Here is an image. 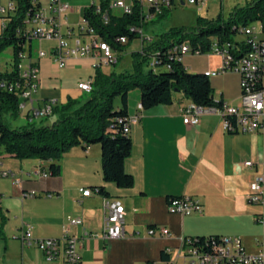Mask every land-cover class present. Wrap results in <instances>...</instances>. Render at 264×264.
<instances>
[{"label": "crops", "instance_id": "obj_1", "mask_svg": "<svg viewBox=\"0 0 264 264\" xmlns=\"http://www.w3.org/2000/svg\"><path fill=\"white\" fill-rule=\"evenodd\" d=\"M37 1L41 8H47V0ZM63 1L69 10L58 20L61 34L75 32L84 8L99 2L82 6L77 0ZM6 4L7 0H0L1 6ZM146 45L141 41L140 50ZM54 46L55 42L43 51L47 55L37 60L38 87L33 95L37 109L49 101L57 106L68 98L82 97L84 93L77 85L92 79L96 71L89 58H70L59 69L48 54ZM32 51L31 60H35L42 50L35 56ZM182 65L188 73L204 74L220 69L221 59L211 54L186 55ZM114 66L99 69L109 74L113 71L108 69ZM210 79L214 101L233 106L239 103L236 74ZM189 104L182 94L174 93L171 105L141 111L140 93L129 92L128 116L139 114V120L130 125L132 151L124 163L125 171L134 179L131 189L103 182L99 145L72 148L58 163L60 175L45 179L35 172L38 167L47 170L49 162L0 157V171L13 175L0 179V213L5 218L0 264H63L59 259L47 262L36 247L23 246L15 238L26 226L36 239H58L65 233L76 238L81 264H186L181 254L182 239L192 237H239L247 253L256 254L262 234L256 217L262 208L249 204L247 196L251 183L263 171L264 134H228L215 114L202 115L198 125L191 127L183 123L181 114ZM54 120L49 117L43 124ZM39 122L42 124V119ZM26 162L36 164L23 165ZM246 162L252 167H245ZM15 179L21 181L23 191H36L37 197L21 198ZM95 187H103L105 194L96 193ZM85 189L91 191L90 196L82 197ZM47 194L52 197L45 198ZM169 197L193 198L202 212L188 217L170 214ZM105 198L119 200L124 207L122 239L93 237L102 231ZM72 219L81 224L69 225ZM149 228H165L169 235L149 237Z\"/></svg>", "mask_w": 264, "mask_h": 264}, {"label": "trees", "instance_id": "obj_2", "mask_svg": "<svg viewBox=\"0 0 264 264\" xmlns=\"http://www.w3.org/2000/svg\"><path fill=\"white\" fill-rule=\"evenodd\" d=\"M9 1L15 6V15L8 17L9 22L0 37V54L11 47L13 64L10 72L0 73V82L5 84V89H0V155L5 154L19 161L49 162V176L58 177V163L64 154L74 147L86 149L99 145L102 180L114 184L118 189H131L134 186L133 177L124 169V163L132 151L131 139L123 133L129 118V92L139 91L141 111L171 105L174 93L182 94L192 104L202 108H221L222 102L213 99L210 80L203 73H188L182 62L175 60L169 51L175 46L183 48L185 43L192 54H208L212 39L222 45L232 44L240 27L264 20V0H252L242 7H234L226 19L221 15L211 20L198 18V26L193 29H170L150 45L132 52L129 70L106 74L97 69L91 92L85 98H68L65 103L55 106L50 116L55 120L50 125L36 127L29 123L12 129L8 119L18 118L19 99L6 87L19 80L18 55L26 51V47L30 52L32 45V40L26 39L22 33L18 35L17 29L25 30L28 18L39 10L40 4L37 0ZM99 5L100 14L95 12L96 6L92 4L84 8L82 18L103 41L121 53L128 43L138 37L136 30L144 27L141 8L134 2L130 14L108 12L107 21L104 22L102 13L108 9V0H100ZM120 37L127 38L126 45L118 44ZM152 58L156 62L155 69L144 71V66ZM116 99H119V107L114 106ZM94 190L105 194L103 187H95ZM0 217L1 236L5 218L1 213ZM203 238L198 237L200 242Z\"/></svg>", "mask_w": 264, "mask_h": 264}, {"label": "built area", "instance_id": "obj_3", "mask_svg": "<svg viewBox=\"0 0 264 264\" xmlns=\"http://www.w3.org/2000/svg\"><path fill=\"white\" fill-rule=\"evenodd\" d=\"M137 2L141 8L142 24H148L163 12L175 6L176 0H108V9L102 13V19L107 21L108 12L111 14H130L132 5ZM217 0H177L181 6H193L201 8L205 3H213ZM47 8L39 10L26 22V28L22 32L17 29V34H23L26 39L36 41H53L55 46L50 49L49 57L59 69L65 67L70 58H89L94 69L101 66H114L118 62V52L103 41L93 28L82 18L76 31L67 30L61 34L58 20L68 10V4L63 0H47ZM100 2L95 5V12L101 13ZM15 15V6L7 0L5 6L0 5V37L9 22L8 17ZM143 26L136 30L142 43L150 45L153 40L144 37ZM118 44H127V38L120 37ZM32 49V45L30 47ZM175 53H182V60L186 55L199 56L191 53L188 45L184 48H171L169 54L175 58ZM208 54L215 55L221 59V68L216 71H207L211 77H217L225 73H233L238 77L239 103L236 106L223 104L221 108H202L189 104L181 109L183 123L191 127L197 126L199 118L204 114H215L220 118L223 130L228 134H251L260 132L264 134V20L255 21L240 27L234 43L222 45L219 41L212 39ZM47 54L38 51L35 60H31V50L21 52L18 55L19 80H15L6 87L19 99V114L28 122L35 119L50 117L55 107V102L49 101L42 108H34L33 95L38 87L39 68L37 60L44 58ZM26 60L25 69L20 63ZM179 60V62H182ZM149 67L155 69L156 62L152 58ZM23 69V71H22ZM93 78L77 85L81 93L88 94L92 90ZM0 89H5V84L0 82ZM141 110V109H138ZM139 120V114L128 118L123 127V133L130 134V125ZM87 149V148H86ZM245 167L251 168L252 163H244ZM35 174L40 179L49 177L48 169L38 167ZM13 177L10 172L0 171V179ZM14 185L21 189V181L14 180ZM99 193L97 190H94ZM36 191H23L21 198H35ZM91 195L89 189L82 190V197ZM47 194L45 198H51ZM2 198L0 191V200ZM247 201L252 205H259L262 211L256 217V223L262 230L258 241L256 254H249L245 250L239 237H204L200 242L198 237L182 239L181 254L186 264H264V164L262 174L254 179L249 188ZM200 203L190 197H172L167 201V211L170 214L188 217L202 212ZM104 222L102 231L93 235L94 238L103 240H118L125 237L124 216L125 211L122 203L116 199L105 198L103 200ZM81 221L72 219L69 225H80ZM158 233L161 237L169 235L165 228H149L147 234L154 237ZM23 246H34L44 256L47 262L61 260L63 264H81L78 254V240L65 233L58 239H36L32 230L26 226L15 237ZM225 244H232L233 257H226Z\"/></svg>", "mask_w": 264, "mask_h": 264}, {"label": "rangeland", "instance_id": "obj_4", "mask_svg": "<svg viewBox=\"0 0 264 264\" xmlns=\"http://www.w3.org/2000/svg\"><path fill=\"white\" fill-rule=\"evenodd\" d=\"M250 1L252 0H217V2L205 3L201 8H197L199 9L197 10L198 11L197 12L196 7L181 6L177 4V0H176L175 6L167 10L166 12H163L165 14L162 13L163 14L162 16L157 15L152 20V22L145 24L142 29V34L145 38L150 37L153 41H155L159 36H161L163 33L167 32L170 29H173V28L193 29L197 27L198 18H204L207 20H211V19H215L218 15H221V17L226 19L234 7H242ZM91 2L97 3L98 0H77V4L82 5V6L89 5ZM74 19H75L74 17L71 18V20H74ZM139 37L140 36H138L136 39L132 40L130 43H128L125 46V50L121 52L118 57L119 59H118L117 65L108 70H111L114 72H120L123 70H129L131 68V61H130L131 53L135 51L137 52L140 50L141 41ZM52 44L53 42H49V41H41L40 43L39 41H36V40L32 41L33 56H35L36 52L39 49L42 51H47V48L51 46ZM188 57L190 56H187L186 58ZM12 58L13 56H12L11 47L6 48L0 54V73L11 71L12 64H13ZM20 65H22L23 69H25L26 60L22 61ZM148 69H150L149 62L147 65L144 66V71H147ZM210 81H212V79H210ZM133 91L139 93L138 90H133ZM83 97L85 98L86 94H84ZM119 104H120L119 99H116L114 101V106L119 107ZM22 116L23 115L19 114L16 120L8 119L10 128L14 129V128L22 127V126L29 124ZM48 118L49 117L43 118L42 124L39 122V119H35L30 124H33L34 126L39 127V126L44 125L43 121L47 120ZM1 149L2 147L0 146V150ZM4 155L5 154H1L0 157H3ZM35 164L36 162H26L23 165L33 166Z\"/></svg>", "mask_w": 264, "mask_h": 264}, {"label": "bare ground", "instance_id": "obj_5", "mask_svg": "<svg viewBox=\"0 0 264 264\" xmlns=\"http://www.w3.org/2000/svg\"><path fill=\"white\" fill-rule=\"evenodd\" d=\"M174 48H179V47L175 46ZM174 59L177 61L182 60V53H175ZM203 75L205 77H207L208 79L213 78V77H211L210 73H204ZM225 253H226V257H233V246H232V244H225Z\"/></svg>", "mask_w": 264, "mask_h": 264}]
</instances>
